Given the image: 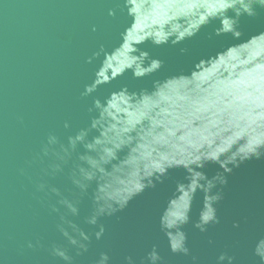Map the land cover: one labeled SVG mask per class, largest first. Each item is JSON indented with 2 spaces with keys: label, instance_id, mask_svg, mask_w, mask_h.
<instances>
[{
  "label": "water",
  "instance_id": "1",
  "mask_svg": "<svg viewBox=\"0 0 264 264\" xmlns=\"http://www.w3.org/2000/svg\"><path fill=\"white\" fill-rule=\"evenodd\" d=\"M0 264H264V0H0Z\"/></svg>",
  "mask_w": 264,
  "mask_h": 264
}]
</instances>
